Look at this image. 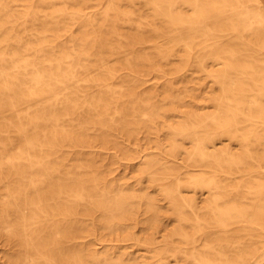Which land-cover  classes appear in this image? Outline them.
Returning a JSON list of instances; mask_svg holds the SVG:
<instances>
[{
    "label": "bare ground",
    "instance_id": "bare-ground-1",
    "mask_svg": "<svg viewBox=\"0 0 264 264\" xmlns=\"http://www.w3.org/2000/svg\"><path fill=\"white\" fill-rule=\"evenodd\" d=\"M145 2L172 25L203 28L201 37L110 63L127 48L88 46L102 39L72 34L70 46L59 45L65 19L80 11L43 12L56 23L39 24L32 7L18 18L0 0L6 264H264V3ZM12 19L42 29L16 39ZM42 34L51 40L34 38ZM177 56L182 65L171 63ZM180 73L186 87L176 85ZM137 74L165 85L135 84ZM135 163L139 187L130 188L118 176ZM128 242L147 255L133 259Z\"/></svg>",
    "mask_w": 264,
    "mask_h": 264
},
{
    "label": "rangeland",
    "instance_id": "rangeland-1",
    "mask_svg": "<svg viewBox=\"0 0 264 264\" xmlns=\"http://www.w3.org/2000/svg\"><path fill=\"white\" fill-rule=\"evenodd\" d=\"M3 1L8 4L10 8V13L14 14L18 18H20V16L24 13H26V8L32 7L33 12H30L31 14H34V12H39V24L53 22L56 23V19L46 18L43 15V12L50 13L52 10L65 8L67 9L68 14L71 13L73 15L77 11H80L84 15L81 16L79 19H65V25L62 26V31H64L65 34L61 38V42L59 45L70 46V38L72 34V37L75 38L80 36H86L89 38H95L100 40L102 39V41L98 42L85 43L88 46L106 48L119 47L120 49L122 47L127 48L126 51H118V56L114 58H105V61H109L110 63H122L127 60L133 61L138 59L132 58L134 55H152L157 52V49H160L161 51H164L165 49H171V47L180 45L176 41V39L182 37L187 38L189 36L201 37L200 34L196 33V30H203V28L193 29L188 24L176 26L172 25L167 18L156 16V11L153 5L151 3H146L145 0H52L53 7H50V9L47 10H41V8L45 7L41 5L40 0ZM156 1L161 2V0ZM262 2L264 3V0H262ZM178 11L184 14L186 20H190L194 16V10L191 6L189 7L180 5L178 7ZM108 14L109 16H106ZM114 14H117L118 17H115ZM126 14H128L127 17H125ZM0 19H3L4 22L6 21L4 20V16H1ZM24 25L25 24L22 20L12 19L7 27L10 30H15L14 32L17 33L15 35L16 39L24 36L27 37L26 39H29L31 32H34L35 29H42L40 25L36 27L30 24L25 26ZM50 26L51 28H54V25ZM41 36L45 37L47 40H51V35L49 34H42L40 36H35L34 38H42ZM2 38L3 36L1 37V39ZM31 38L33 39V37ZM9 43L12 44L13 41H10ZM77 45L84 44L77 43ZM177 51V55L180 52L183 55L185 54V51L183 49ZM198 53L199 50L197 46L196 49L192 52L193 59L197 57ZM170 60L172 64H175L177 66L180 65V63L182 62L180 61V57L178 56L175 59ZM153 74H155V72ZM153 74L150 76V81L147 82L144 81L145 79H143L144 77L141 74H137V77L131 78V81L138 85L141 84L143 85V87L146 88H149L148 86H151L153 84H155L156 86H159L161 84L159 88L162 87L164 82L159 80L160 76L154 77ZM185 76L186 73H180L176 76V78L179 79L176 82L177 86L186 87L187 79ZM204 80L205 79H203L202 82H205ZM165 140L166 138L164 137L162 141ZM139 141H141V145L144 146V138H139ZM140 167L141 166L135 163L129 168V170L127 169L126 173L120 171V174L118 176L119 180L126 179V182L129 184L130 188H138V181L136 178H134V175L135 171L138 170ZM144 185L146 187L145 192H147L150 197L158 199L159 207H161L162 210L166 211L167 203L161 200L160 193L156 191L155 188L151 187V185L148 184V181H145ZM125 245L127 247V251L133 254V259L136 258L141 260V258H143L144 255H147L148 253L142 248H140L139 250L136 246L132 245L131 242L125 243ZM97 246L99 248H102L101 244ZM0 264H6L5 254L2 252L1 247Z\"/></svg>",
    "mask_w": 264,
    "mask_h": 264
}]
</instances>
